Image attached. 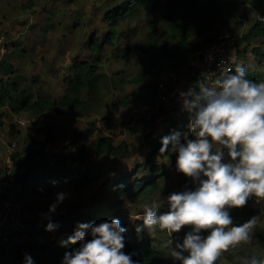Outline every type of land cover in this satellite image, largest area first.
<instances>
[{
  "label": "rangeland",
  "instance_id": "1",
  "mask_svg": "<svg viewBox=\"0 0 264 264\" xmlns=\"http://www.w3.org/2000/svg\"><path fill=\"white\" fill-rule=\"evenodd\" d=\"M124 1L127 0H0V25L3 24L8 32L6 39L11 37L16 48L11 55L4 54L0 63L3 88L0 96L3 127L0 182L6 179L9 182L0 193V237L10 235L15 243L36 240L25 235L23 221L40 225L46 219L57 217L67 229L66 233L59 234V239H63L74 231L77 222L98 223L116 217L111 208L117 206L115 210L121 211L119 220L127 224L126 232H136L135 239L148 240L159 264H181L169 255L168 230L152 226L138 232L136 227L143 224L138 216L145 205L151 206L155 202L161 206V211H167L169 193L195 187L191 177L177 170V153L169 149L166 154L152 158L160 177L151 189L132 196L126 193L117 196L111 187L114 175L146 160L151 142L157 136L175 131L167 129L168 120L180 121L184 126L189 124V114L185 111L182 114L170 111L150 126L144 123L157 107L156 85L163 80L168 84L166 76L174 71L179 72L178 76L184 75L185 65L175 68L168 65L160 73H152L147 69L148 55L142 50L147 39L163 36L170 29L167 2H163L159 12L153 15L135 8L114 25L115 36L102 53L95 89L84 90L79 96V104L45 106L34 111V106L42 101L65 94L66 83L74 76L72 66L93 59L89 42H98L107 35L113 25L108 23L106 13ZM225 2L228 3L226 11L219 15L213 26L215 34L226 31L243 39L255 21L262 18L264 0ZM258 28L259 32L261 27ZM242 39L241 43L251 40L250 46L254 47L258 38ZM3 43L4 50L10 49L7 41ZM195 44L190 43V46ZM193 56L188 47L187 59ZM162 72L166 76L161 75ZM258 72L257 82L264 80V67ZM18 119L26 122L23 127L18 125ZM35 126H47L51 133L37 132ZM28 136L34 138V148L43 147L50 164L63 160L81 169L87 166L95 177L94 183L80 192L63 183L51 193L40 188L38 191L25 190L15 185L19 167L12 156L20 153L28 143ZM100 136L111 137L114 144L124 142L129 153L108 158L96 155L93 144ZM184 137L181 132L182 141ZM60 191L66 192L67 196L54 212L49 213V205ZM90 214L94 215L95 221L87 218ZM254 215L258 217L254 239L223 250L214 264H241L243 257L253 253L264 258V199L258 205L248 207L240 224ZM187 227L193 226L182 225L172 234L179 235ZM208 231L210 229H201L204 235ZM11 264L16 263L12 261Z\"/></svg>",
  "mask_w": 264,
  "mask_h": 264
},
{
  "label": "clouds",
  "instance_id": "2",
  "mask_svg": "<svg viewBox=\"0 0 264 264\" xmlns=\"http://www.w3.org/2000/svg\"><path fill=\"white\" fill-rule=\"evenodd\" d=\"M180 96L189 113L192 138L185 135L182 141L181 132L172 131L161 137L159 151H175L177 170L191 177L195 187L169 193L167 211L155 202L145 205L138 216L143 224L136 227L139 232L159 226L172 233L192 225L174 246L173 238L169 239V255L181 264H214L223 250L254 239L258 217L234 224L225 205H244L253 194L264 197V80L249 78L246 66L237 63L234 70L224 67L215 79L199 80ZM66 196L64 191L56 193L49 213ZM56 227L49 218L46 230ZM201 229L210 231L204 235ZM126 231L118 217L77 222L60 241L62 246L76 245L64 252L61 264H140L132 253L122 251ZM22 264H34L30 253H25ZM241 264H264V258L253 253L243 257Z\"/></svg>",
  "mask_w": 264,
  "mask_h": 264
},
{
  "label": "trees",
  "instance_id": "3",
  "mask_svg": "<svg viewBox=\"0 0 264 264\" xmlns=\"http://www.w3.org/2000/svg\"><path fill=\"white\" fill-rule=\"evenodd\" d=\"M163 2H167L168 4V18L171 21V26L163 36L156 37L155 39H151L149 36V40L147 39L142 47L143 52L148 55L147 69L152 71V73L158 74L168 65H171L172 68L185 65L188 61V47L194 53V57H200L202 48L209 44L215 36L213 26L219 15L226 11L228 3L225 0H127L106 13L108 23L113 25V27L102 40L89 42L94 52L93 59L74 63L72 66L74 76L68 79L65 94L51 101L47 99L42 101L39 105L34 106V111H40L45 106L55 107L67 104L75 106L79 104V96L84 90L91 92L95 89L102 53L105 50V46L111 44L115 36L114 25L124 20L125 14L133 11L135 8H139L151 15L156 14L159 12ZM260 20H256L250 31L243 37L244 41L250 38V36H253L254 39L261 38V45L259 47L249 48L255 55V58L253 63H251L252 65L246 67L249 78L255 81L257 78L256 68L264 67V11ZM258 26L261 27L259 32L257 31L259 29ZM194 37H200L201 42L190 46V39ZM241 39L237 38L235 43L236 49L241 44ZM154 48L155 51L153 53L152 49ZM249 49L246 48V50ZM237 51L239 50L237 49ZM243 65L246 66L245 63ZM171 112L182 114L184 110L174 107ZM168 114H170V111L167 112L165 106L158 105L151 113L150 118L145 120L144 123L150 126L156 119L165 118ZM168 121L167 129L179 130L184 135L192 138L188 125L184 126L180 121ZM34 129L37 132L51 133L47 126H35ZM167 133L165 132L164 135ZM161 137L163 136L159 135L151 142L150 152L144 162L138 165L134 164L114 175L111 187L117 196H121L123 193H126L128 196L136 195L155 186V182L160 177V174L157 164L152 158L168 152L161 153L159 151ZM33 142L34 138L28 136V143L21 149L19 154L12 156L15 160V165L19 167V172L14 178L15 185H19L25 190L32 189L38 191V188H40L45 193H51L53 189L63 183L73 187L76 192H80L94 183L95 177L92 175V170H89L90 168L82 166L84 168L81 169L78 166L67 164L63 160L50 164L46 159L43 147L38 146L34 148ZM93 149L96 155L107 158L122 157L129 153L124 142L114 144L112 138L109 136L98 137L93 144ZM116 208L117 206H113L111 209L115 211L116 217L120 218L121 211L115 210ZM247 213L248 210H235L233 216L242 218ZM87 218L91 221L96 220L94 215L91 214ZM50 219L58 224V227L51 231L45 228L48 219L44 220L40 225L28 220L23 221V232L25 235L31 238L35 237L36 240L15 243L10 235L1 236L0 264H11L12 261L16 264H22L25 253L32 255L34 264H61L64 252L76 245L69 244L62 246L60 243L62 239H59V234L66 233L67 229L64 224L60 223L59 218L53 217ZM120 223L122 226H127L123 220H120ZM134 235L136 236V232L124 233L126 239L122 251L132 253L131 258L139 261L140 264H159L158 256L150 242L148 240L135 239ZM41 237H43V240H40ZM90 238L86 237V239Z\"/></svg>",
  "mask_w": 264,
  "mask_h": 264
},
{
  "label": "built area",
  "instance_id": "4",
  "mask_svg": "<svg viewBox=\"0 0 264 264\" xmlns=\"http://www.w3.org/2000/svg\"><path fill=\"white\" fill-rule=\"evenodd\" d=\"M236 40H237V37L234 36V34L230 32L221 31L215 34L213 40L209 44L204 46L202 50L200 51L201 66L195 74V77H194L195 84L199 80H202L205 83L210 82L212 79H215V77L224 67H228L234 70L235 64L237 63H241V64L242 63H248V64L253 63L255 55L253 54L251 49L246 50L244 52L237 51V49L235 48ZM178 74L179 72H172L171 74H169V81L174 82L178 78ZM155 97L157 101V106L158 105H162V106L166 105L169 107L172 106L168 98V95H167L166 81H161L156 85ZM179 105L185 112H187V110L183 108L182 99ZM17 123L20 127H23L26 122L24 120L18 119ZM2 136H3V127L0 122V138H2ZM8 185H9V182L7 179L0 182V193ZM263 199L264 197H256L253 194L247 198V202L244 205L230 206V207L228 205H225V207L229 208L230 215L233 217V223L240 224L241 218L233 216V213L235 212V210H238V211L248 210L249 206H256ZM190 229H191L190 227H187L179 235H174L169 232L168 241L171 237L173 238V245L175 244V240L177 239L182 241V237L184 233Z\"/></svg>",
  "mask_w": 264,
  "mask_h": 264
},
{
  "label": "crops",
  "instance_id": "5",
  "mask_svg": "<svg viewBox=\"0 0 264 264\" xmlns=\"http://www.w3.org/2000/svg\"><path fill=\"white\" fill-rule=\"evenodd\" d=\"M6 33H8V32L5 31L3 24L0 25V44H2V48H0V63L2 61V57L4 56V54L5 55L10 54L11 55V53L15 52V50H16V48L13 47L14 41L12 42V40H11L12 38L8 37L6 39V35H8ZM253 40H255V39H253ZM3 41H7L10 45V49H8V50L6 49L7 51L4 50V48H3L4 47ZM199 42H201L200 37H194V38L190 39V43H199ZM250 42H251V40H249L248 42H242L240 45L237 46V49L241 52L242 51L244 52L246 50V48L247 49L251 48L252 45L250 46ZM260 45H261V38H258L257 41L255 40L254 47H259ZM242 64H244V63H242ZM2 66H3V64H2ZM200 66H201L200 57H194L193 56L185 64V69L183 72L184 75L182 74L181 76H178V78L174 82L169 81V75L167 77L164 72L161 73V75H165L166 78L168 79L167 95H168V98L170 100V103L172 104L169 111H172L174 107L181 108L179 105L180 101L182 99V97L180 96V92L182 90L186 91L188 88L196 86V84L194 82V77H195L197 70L200 68ZM250 66H251L250 64L246 65V67H250ZM262 68L263 67L256 68V70H255L256 74H258L259 69H262ZM1 81H3V80H1ZM0 93H1V95H3L2 85H0Z\"/></svg>",
  "mask_w": 264,
  "mask_h": 264
},
{
  "label": "water",
  "instance_id": "6",
  "mask_svg": "<svg viewBox=\"0 0 264 264\" xmlns=\"http://www.w3.org/2000/svg\"><path fill=\"white\" fill-rule=\"evenodd\" d=\"M169 107L166 108V111H168Z\"/></svg>",
  "mask_w": 264,
  "mask_h": 264
}]
</instances>
